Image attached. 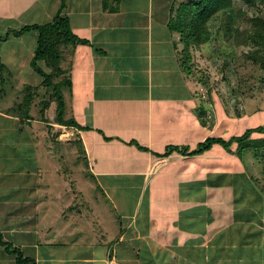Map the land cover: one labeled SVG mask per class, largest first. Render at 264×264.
Instances as JSON below:
<instances>
[{
    "label": "crops",
    "instance_id": "0c3cea01",
    "mask_svg": "<svg viewBox=\"0 0 264 264\" xmlns=\"http://www.w3.org/2000/svg\"><path fill=\"white\" fill-rule=\"evenodd\" d=\"M145 1L66 0L62 13L79 39L64 51L73 78L66 117H74L77 124L45 125L56 144L74 145L76 162L83 163V173L96 183L91 186L120 208L125 223L119 228L115 219L113 227L101 219L103 236L118 247L99 253L101 243L92 236L98 221L92 218L84 224L78 216L75 237L67 242L69 227L63 218L69 219L66 211L73 204L67 202L56 215L51 205L55 208L59 195L67 194L71 186L77 188L74 201L81 198L79 204L92 214L95 206L86 198L85 188L75 186L74 170L50 164V155L43 157L35 117L23 123L19 116L6 113L3 98L0 232L41 264H139L142 249L150 252L151 264H264V228L257 225L240 229L241 233L235 228L240 233L237 241L233 229L229 237L227 223L235 184L243 189V197L244 190L256 194L260 184L247 173L239 154L221 142L194 152L208 136H218L213 132L218 125L211 119V98L196 90V81L203 84L182 67V42L170 27L174 0ZM39 2L33 0L32 6ZM41 11L33 19H39ZM204 103L210 108L201 115ZM38 121L45 124L41 118ZM39 139L42 146L52 147ZM228 174L240 179H228ZM131 193L135 195L128 210L125 203ZM45 199L50 210L41 207ZM170 206L172 215L167 214ZM248 208L233 211V221L259 219V212ZM76 211L83 215L81 207ZM231 256L235 259L228 262ZM0 264H15L14 255L2 245Z\"/></svg>",
    "mask_w": 264,
    "mask_h": 264
},
{
    "label": "rangeland",
    "instance_id": "374dc122",
    "mask_svg": "<svg viewBox=\"0 0 264 264\" xmlns=\"http://www.w3.org/2000/svg\"><path fill=\"white\" fill-rule=\"evenodd\" d=\"M40 2L35 4V7L32 6L33 0H0V34H5L8 29L12 28H19L27 23H46L51 21L58 10L60 9L61 3L63 0H39ZM66 1V0H65ZM114 1V0H111ZM141 3H147L148 1L145 0H138ZM102 2H106V0H102ZM108 4L110 1L107 2ZM238 5H242L240 1L237 2ZM42 10V11H41ZM41 11L40 15L37 16L39 19H36V17L33 19L34 14H38V12ZM254 11V10H251ZM63 12V11H62ZM171 13V11H169ZM256 14L257 11H254ZM22 15V17L20 16ZM251 15V12L249 13V16ZM249 16H244L242 22L240 23V26L235 30L234 32V39L231 40H225L223 38L222 42L218 43L216 48L215 44H208L207 48H197L195 52V57L197 59V65L195 66V70H199L200 73L204 76L205 74H209L211 77L210 84L214 85V91L211 103L213 105V109L211 111V119H214L216 122L215 125H218L217 130L213 131L217 135H222L226 140L237 137L239 135H242L245 130L250 126H257L258 124L262 123L264 124V80L262 77H264V71L260 69L258 66L252 64V63H245L243 60V51L248 49L246 45V37L248 32H250L251 27V21L249 19ZM73 31L76 32L75 27L71 25ZM77 33V32H76ZM79 33L80 32L79 30ZM80 38V36H79ZM36 39H37V32L36 31H30L26 32L21 36H15L10 35L7 40H4L0 43V55L2 58V61L6 64V68L4 69L3 79L0 76V94L1 98L5 100L3 102L4 107L3 109L12 106L14 101H16V98H21L23 94V87L26 83L39 85L41 82L42 77L40 74H38L34 68L31 66L30 61L34 55V49L36 45ZM79 41V39H78ZM78 41L76 43H78ZM205 51V52H204ZM231 55L234 56V58H230ZM66 56V52L64 54ZM68 58V56H66ZM194 59V56L192 57V61ZM227 59L233 60L234 62L228 61L229 65L227 66ZM62 65L68 64L64 57L62 58ZM67 66V65H65ZM233 66L236 69V75L233 74L232 68ZM10 72V74H8ZM199 73V74H200ZM68 76L72 79V74L69 73ZM201 82V81H200ZM196 90L200 92L202 96H205V98H209V93L207 86H203L200 83L196 81ZM72 86H63L64 93L68 94V90H70ZM3 89V90H2ZM237 89V90H236ZM38 95L36 96L35 104L32 105L31 113L35 117L33 120V124L35 126V129L37 130V133H41L39 136L41 138V141L43 139L44 144H48V146H52L50 149L42 146V143L40 142L39 137L35 134L39 145V149H44L45 156H52V161L50 164H53L54 166L58 167H69V169L74 170L73 172V179H77V186L79 189L85 188L86 198L90 197V201L95 206L94 212L92 214L91 209H88L86 205L79 204L81 201V198L78 199V201H74V192L73 188L77 189L76 187L68 186V193L64 192L62 196L59 195L60 199L57 204L51 205L52 211H54V215L57 213L59 214V211L61 207H65L64 205H72L73 206L70 209H67L66 215L69 216V219L66 220L63 218L64 222L68 224L69 232L67 236V242H71L73 240L74 235V227H76L75 221L77 220V216L79 219V222H83L86 224L88 221L91 222L92 218L98 221V223L93 226L95 230V235H92L94 238V242H100L101 245L97 246V251L99 253H107V251L110 248L116 249L117 245H114L116 241H107V237L103 236L105 234V231L103 230V225L101 219L106 218V222L112 225L113 227V220H116V229L119 228V224L121 222L125 223V219L122 216V212L120 211V208H115L113 206V203L107 199V197L103 194L101 190H97L96 186L92 187L93 181L89 179L84 173H83V163L76 162V152L74 145H66V144H59L51 140L49 138L47 133V126H54L50 125L47 122H44L45 124H42L38 121V118H41L39 115L40 111V102L39 100L44 96V93L46 92V87L40 86L38 89ZM75 94L76 91H73ZM47 95V92H46ZM199 94H197L198 96ZM69 94L66 96V112L69 111V108H71L68 103H70V97L68 98ZM2 102V101H0ZM37 103V104H36ZM207 108L209 107V104H205ZM55 108L56 104L53 101L51 103V106L47 109V114L51 122L54 121L55 116ZM1 109V107H0ZM220 121V122H219ZM47 124V126H45ZM59 127V126H57ZM55 128V126L53 127ZM30 129V128H29ZM32 129V128H31ZM69 129V128H67ZM59 130L61 128L59 127ZM263 133L260 131H254L251 134V138L255 137H261ZM66 148V149H65ZM230 151L234 152L236 151L237 154H240L239 157L242 158L243 163L245 164L247 173L253 178V177H259L260 180V190L258 188V191L256 194L249 193V190H244L246 193L243 197V189L239 188L237 184V192L234 193L233 201L231 198L228 200L227 210L229 213L233 214V211L237 209L238 211H246L247 207L248 209H251L250 207L254 208V211L259 212V219L255 218V222L253 223H243L241 224L239 221H233L234 218L232 214L228 215V224L229 226V237L233 234H236V229H254L257 228L259 225L260 227L264 228V172L262 170V162H260L259 159L255 156V150L252 148H243L239 149L238 142L236 140L231 141V145L229 147ZM242 150V152H241ZM42 154H44L42 152ZM242 154V155H241ZM41 162L44 163V159H41ZM85 168V167H84ZM69 174H72L71 171H68ZM249 176V177H250ZM235 178L238 177L240 179V175H232L228 174L229 178ZM237 179V178H236ZM89 181V182H88ZM254 183V182H253ZM96 184V183H94ZM255 184V183H254ZM256 184H258L256 182ZM79 185V186H78ZM233 186V185H232ZM240 186H243L242 184ZM245 187V185H244ZM246 188V187H245ZM248 188V187H247ZM252 187H250L251 190ZM257 189V188H256ZM242 190V191H241ZM134 193H131V196L129 195L130 200L125 203V206L128 210H130L132 206V197L134 196ZM67 198V199H66ZM54 200V199H53ZM51 200V203H54V201ZM83 200V199H82ZM131 201V202H130ZM90 204V206H92ZM46 199L42 201L41 207L44 210L49 209L50 206H48ZM169 203L166 205L169 207ZM234 205V206H232ZM48 206V207H47ZM78 207H81L83 210V215L79 217L78 212L76 211ZM243 207H245V210H243ZM77 208V209H76ZM171 206L167 211V214L172 215V212H170ZM57 212V213H55ZM170 212V213H169ZM122 217V218H121ZM237 219V218H235ZM62 220V217L60 218V222ZM168 220V219H167ZM58 221V222H59ZM164 221V219H163ZM251 226V227H250ZM87 227V226H84ZM115 227V226H114ZM88 228V227H87ZM115 229V228H114ZM233 232L230 233V231ZM87 230V229H86ZM91 230V229H90ZM89 230V231H90ZM114 232V231H113ZM73 233V234H72ZM241 233V232H240ZM239 234H236L237 241L240 240ZM106 235V234H105ZM262 237H264L262 235ZM14 247V246H13ZM16 247V246H15ZM232 248H228V250L231 251ZM233 253H238L239 250L233 249ZM162 251H164L162 249ZM264 251V248H263ZM62 252V251H61ZM137 252V251H136ZM218 252H226V249L223 251ZM135 253V252H134ZM142 255H140V258L138 259L139 264H151L152 260L148 257L150 252L147 249H142L140 252ZM139 253V254H140ZM167 258V254L165 255ZM234 260L232 256L228 260ZM164 260V259H163ZM227 262V263H228ZM163 263V262H162ZM166 264H168L167 261H165ZM16 264V262H15ZM95 264H104L103 261H99ZM170 264H175L174 262H170ZM226 264V262L224 263ZM234 264V263H233ZM256 264V263H255Z\"/></svg>",
    "mask_w": 264,
    "mask_h": 264
},
{
    "label": "trees",
    "instance_id": "16d2710c",
    "mask_svg": "<svg viewBox=\"0 0 264 264\" xmlns=\"http://www.w3.org/2000/svg\"><path fill=\"white\" fill-rule=\"evenodd\" d=\"M116 3L121 0H114ZM240 1L242 5H238ZM66 1L63 0L60 9L54 18L46 23H27L22 27L10 28L5 34H0V43L7 40L10 35L21 36L26 32L36 31L37 39L34 49V55L30 61L34 70L42 77L39 85L26 83L23 87L21 98H16L13 105L5 108L6 113L19 116L20 120L25 123L26 120L32 119V105L35 104L36 96L40 86L46 87L44 96L39 100L41 119L49 123L50 119L47 109L54 101L56 104L54 121L64 125H76L74 117H66V95L63 86H70L71 79L70 65H62V58H65V47L68 44L76 43L77 35L71 27L69 17L62 13ZM257 11L255 14L254 11ZM251 15L249 16V13ZM249 16L251 21L250 32L246 37L248 49L244 50L242 57L245 63H252L264 71V0H174L171 7L170 27L173 31L179 33L182 47V67L187 73H195L201 83L207 86L209 96L212 100L214 85L210 84V75L204 76L200 71L195 70L197 61H192L193 50L208 47V44H215L225 40L234 39V32L240 26L244 16ZM230 58H234L230 54ZM230 60V59H229ZM227 59V66L229 65ZM234 62L230 60V62ZM6 64L2 61L0 55V76L3 79ZM233 74L236 75V69L233 66ZM200 73V74H199ZM10 74V72H8ZM264 80V77H262ZM3 90V89H2ZM237 90V89H236ZM1 97V94H0ZM37 104V103H36ZM200 113L206 114L207 107L201 104ZM214 121L212 122L213 125ZM254 131H260L263 135L251 138ZM238 142L239 149L252 148L255 150V156L262 162L264 172V124L248 127L242 135L232 137L226 140L223 136H208L204 141L199 143L194 152H203L210 148L214 142L225 144L228 149L231 141ZM242 152V150H241ZM240 155V154H239ZM242 155V154H241ZM264 178V176H263ZM256 182H260L259 177H253ZM261 183V182H260ZM259 183V184H260ZM0 245L14 255L16 264H41L35 257L26 255L18 247H13V243L5 240L0 232Z\"/></svg>",
    "mask_w": 264,
    "mask_h": 264
}]
</instances>
